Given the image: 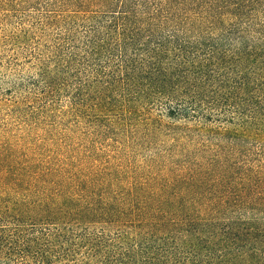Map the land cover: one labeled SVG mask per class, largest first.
Listing matches in <instances>:
<instances>
[{"label":"trees","instance_id":"16d2710c","mask_svg":"<svg viewBox=\"0 0 264 264\" xmlns=\"http://www.w3.org/2000/svg\"><path fill=\"white\" fill-rule=\"evenodd\" d=\"M0 21L29 67L0 102V264H264V0Z\"/></svg>","mask_w":264,"mask_h":264},{"label":"rangeland","instance_id":"374dc122","mask_svg":"<svg viewBox=\"0 0 264 264\" xmlns=\"http://www.w3.org/2000/svg\"><path fill=\"white\" fill-rule=\"evenodd\" d=\"M12 23L18 25V19L13 20ZM2 28L3 25L0 21V102L5 104L14 99L13 92L19 90L20 86L27 84L29 67L24 58L16 56L12 52L11 46L7 45ZM6 115V112L0 113L1 130L4 129L3 125L9 120ZM133 153L136 163L140 164V147H136Z\"/></svg>","mask_w":264,"mask_h":264}]
</instances>
